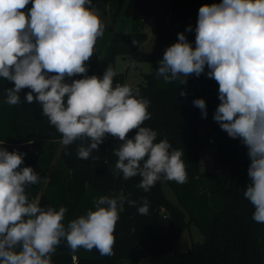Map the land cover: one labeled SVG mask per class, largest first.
<instances>
[{"label": "clouds", "instance_id": "clouds-1", "mask_svg": "<svg viewBox=\"0 0 264 264\" xmlns=\"http://www.w3.org/2000/svg\"><path fill=\"white\" fill-rule=\"evenodd\" d=\"M104 27L93 0H0V78L14 83L6 89V103L21 104V91L30 89L24 102L41 106L43 116L61 134L63 146L86 142L77 148L82 160L98 151L106 134L117 138L122 143L113 149L118 157L114 174L122 173L125 180L139 176L137 187L145 192L162 180L186 183L183 149H172L167 139L156 143L158 133L143 126L151 119V102L138 88L113 86L117 72L111 65L102 77L87 75L86 62ZM192 30L191 25L186 29ZM195 33V47L184 32L177 34V42L158 61L156 76L169 83L182 76L199 77L207 66V77L219 85L220 103L213 119L247 147L250 183L243 196L254 206L253 220L264 224V0L202 5ZM137 43L132 40L133 46ZM78 74L83 78L65 82ZM193 105L202 118L207 117L203 98L193 100ZM134 129L136 134L128 138ZM25 156L0 147V264H53L62 241L73 252L83 248L114 255V232L126 200L123 191L100 196L93 202L95 210L65 225V207H41L26 194L40 177L34 168L21 167ZM137 211L148 214L146 199Z\"/></svg>", "mask_w": 264, "mask_h": 264}, {"label": "trees", "instance_id": "trees-1", "mask_svg": "<svg viewBox=\"0 0 264 264\" xmlns=\"http://www.w3.org/2000/svg\"><path fill=\"white\" fill-rule=\"evenodd\" d=\"M117 1L118 8L134 18L133 29L115 33L104 52L97 40L94 55L87 62L90 76L102 77L106 67L111 65L117 72L113 86L125 80V75L117 70L118 56L154 65L159 61L156 50L141 49L148 39L147 32L141 28L145 18L158 17L160 0ZM220 2L168 0L164 7L162 5V10L166 16L171 13L175 23H186L182 32L195 47L199 8ZM31 6L29 3L23 11L27 13ZM189 25L193 29L191 32L186 31ZM132 40L138 42L136 46ZM208 71L206 66L205 73L199 77L192 74L199 84L197 90H184L175 83L162 86L156 72L145 74L144 82L134 87L151 102L148 109L151 119L146 120L143 126L158 133L156 143L167 139L172 149H183L187 172L186 183L162 180L147 192L137 187L141 180L139 176L125 180L122 173L114 174L118 157L113 154V149L122 142L110 134H106L98 151H93L88 160L77 157V148L85 141L77 140L67 147L62 145L60 161L68 170L69 181H62L65 169L58 170L51 179V185L42 192L41 185L48 177L49 165L55 154L50 146L60 142L62 136L43 116L38 103L24 102L30 89L21 91V104H7L6 89L14 87V83L0 78V141L5 142L0 147L5 146L10 152L26 153L21 167H32L39 174V183L26 189L30 200L38 201L45 208L51 206L58 210L65 207L67 212L63 223L67 225L89 209L95 210L94 204L88 206L86 202L88 186L94 193L92 196L114 197L123 191L126 197L114 232V255L101 256L96 249L86 251L83 248L73 252L66 241H62L52 256L53 264H76L75 254L79 256V264H122L124 260L131 264H264V224L253 220L254 206L243 196L250 183L247 147L240 139L230 138L214 121L213 114L220 103L219 85L207 77ZM78 75L66 78L65 82L71 83ZM180 91L187 95L180 96ZM197 98L206 101V118H202L201 110L193 105ZM136 131L132 130L128 138L134 137ZM210 139H214L212 144L217 150L213 173L202 172L200 161L201 149L211 144ZM165 187L172 188L179 204L167 198ZM145 199L149 212L141 215L137 209ZM129 200L136 201V205H130ZM192 223L201 230L203 241L194 244L187 252L176 253L175 243Z\"/></svg>", "mask_w": 264, "mask_h": 264}, {"label": "rangeland", "instance_id": "rangeland-1", "mask_svg": "<svg viewBox=\"0 0 264 264\" xmlns=\"http://www.w3.org/2000/svg\"><path fill=\"white\" fill-rule=\"evenodd\" d=\"M168 3V0H160L159 7V15L158 17H149L145 18L143 21L142 30L146 31L148 34V39L143 45H141V49L144 51H154L158 52L159 61L163 58V54L165 49L177 42L178 33H181L183 28L186 26L185 22H180L177 24L174 22V17L172 18V14H165L162 10L163 7ZM94 6L99 10L100 19L104 24V34L101 38L98 39L99 47L104 52L109 45L112 37L117 32H131L134 25V18L125 15L123 9L118 8L117 0H93ZM176 13V12H175ZM179 18V16H176ZM183 21V20H181ZM87 63V62H86ZM117 70L119 73H123L125 75L124 84H128L133 88L138 86L139 84L144 82V75L152 72H156L159 67V64L154 65L148 62H140L131 57L118 56L116 60ZM87 75L90 76V74ZM84 74H79L76 79L83 78ZM188 79V80H187ZM181 80H187L186 84L181 85ZM160 85L169 86L172 83H175L179 87L184 90H197L199 87L198 81L192 77L191 75L188 77H180V79L165 83L163 78H159ZM204 131V130H203ZM62 144L60 142L54 143L50 146V150L54 151V156L49 165V174L44 184L41 185V191H45L47 187L51 184V179L56 171L65 169L61 165L60 161V152H61ZM49 151V150H48ZM217 158V150L216 147L211 143L206 147L201 149L200 152V161H201V171L202 172H215V163ZM62 181L64 183H68L69 175L68 170L62 171ZM68 186V185H67ZM87 195V205L91 206L94 204V200L98 199L97 196H92L91 187L88 186ZM165 195L169 200L174 202L175 204H179L178 198L172 188L165 187L164 188ZM91 204V205H90ZM187 221L189 220V215L187 214ZM204 239V235L202 234L199 227L192 223L190 224L183 232L179 240L174 245V251L176 253H183L189 251L192 246L198 242H202ZM122 264H131L129 260L122 261ZM145 264V263H142Z\"/></svg>", "mask_w": 264, "mask_h": 264}, {"label": "water", "instance_id": "water-1", "mask_svg": "<svg viewBox=\"0 0 264 264\" xmlns=\"http://www.w3.org/2000/svg\"><path fill=\"white\" fill-rule=\"evenodd\" d=\"M4 148L7 150V151H9L10 152V150H9V148H7V147H5L4 146ZM75 260H76V264H79V256L77 255V254H75Z\"/></svg>", "mask_w": 264, "mask_h": 264}, {"label": "built area", "instance_id": "built-area-1", "mask_svg": "<svg viewBox=\"0 0 264 264\" xmlns=\"http://www.w3.org/2000/svg\"><path fill=\"white\" fill-rule=\"evenodd\" d=\"M119 84H122L123 85L124 83H119ZM210 142L211 143L214 142V139H210Z\"/></svg>", "mask_w": 264, "mask_h": 264}, {"label": "crops", "instance_id": "crops-1", "mask_svg": "<svg viewBox=\"0 0 264 264\" xmlns=\"http://www.w3.org/2000/svg\"><path fill=\"white\" fill-rule=\"evenodd\" d=\"M192 76V75H191ZM193 77V76H192ZM198 89H199V87H198ZM202 131H203V129H201Z\"/></svg>", "mask_w": 264, "mask_h": 264}]
</instances>
